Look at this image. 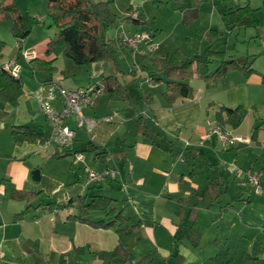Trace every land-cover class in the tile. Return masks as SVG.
<instances>
[{
  "label": "crops",
  "instance_id": "crops-1",
  "mask_svg": "<svg viewBox=\"0 0 264 264\" xmlns=\"http://www.w3.org/2000/svg\"><path fill=\"white\" fill-rule=\"evenodd\" d=\"M223 1L127 0L116 5L117 0H112L110 9L117 15L114 23L117 28L106 40L111 41L116 56L114 61H97L90 68L85 67V84L66 79L64 64L63 69L55 65L59 57L53 65L62 75L30 68L36 82L26 83L16 53L14 57L21 65L22 94L16 105L3 103L0 113L7 116L25 108L22 112L30 119L10 125L13 139L10 149L0 145V264H140L144 257L146 262L141 264H163L164 259L165 264H175L172 257L175 253L185 263L209 264V258L224 249L235 261L247 252L264 264V191L256 192L245 174L237 172L252 170L264 187V41L260 49L247 50L252 53L238 57L240 61H251L253 71L233 69L215 82L202 78L200 74H210L221 61L208 55L211 44L208 30L213 28L220 33L221 43L213 45L212 50H222L227 45L226 32L231 36L234 30L245 27H232L223 21V12L234 7L225 6ZM247 2L235 6L248 5L252 9L253 25L248 28L261 18L250 0ZM120 27L129 32L156 29L152 37L154 48L150 50L146 43L137 49L123 46L118 40ZM51 37L36 42L31 49L23 47L31 52L29 58L22 60L26 68L33 58H54L45 55ZM3 48L0 65L5 60ZM177 48L196 58L194 74L189 79L194 95L168 104L163 91L169 76L162 72L160 81L156 82L148 75L159 74L151 59ZM130 57L137 63L133 65ZM121 58L126 61L125 67L119 61ZM105 76H113L117 80L114 85L119 83L124 87L126 97L115 98L112 93L103 92L84 106L85 117L93 122L89 129L86 124L77 126L70 117L69 126L75 130L72 151L54 145L40 146L49 136L50 126L44 115L42 121L33 115L41 110L35 99L26 97V92L37 90L44 82H57L71 89L86 87L99 83ZM221 105L247 109L239 126H224L233 134L249 139L248 142L230 146L212 133V128L218 125L216 113ZM107 117L111 120L106 121ZM138 117H141L139 121ZM15 125L28 126L38 134L34 139L17 143L12 134ZM57 149L69 153L63 155ZM40 150L50 158L56 155L73 158L74 151L82 152L86 155L85 163L73 158L74 162L83 168L92 163L91 169H116L118 178L87 183L86 178L81 182L77 176L75 182L74 178L52 179L56 186L53 190L42 184L36 186L30 174L35 165L19 161L36 157ZM102 151L106 156L100 158L97 153ZM16 162L17 166L13 164ZM12 189L36 195L29 200L15 199L9 196ZM91 193L112 198L116 210L139 224L137 236L128 243L127 261L119 262L111 256L118 243L115 226L94 227L67 218L77 214L75 207L54 208L48 204L65 203ZM88 217L108 219L101 211H91Z\"/></svg>",
  "mask_w": 264,
  "mask_h": 264
},
{
  "label": "trees",
  "instance_id": "trees-1",
  "mask_svg": "<svg viewBox=\"0 0 264 264\" xmlns=\"http://www.w3.org/2000/svg\"><path fill=\"white\" fill-rule=\"evenodd\" d=\"M152 1L162 3V0ZM47 2L58 31L47 42L45 55H54V58L50 60L33 58L29 62L31 69L53 73L56 70L53 61L61 54L69 57L75 64L85 65L87 68H90L97 61H114L116 51L113 49L111 41L102 37V29L117 21V15L110 9L112 0H47ZM251 13L252 9L248 5L234 6L223 12L222 19L232 27L251 26L253 25ZM0 20L11 21L10 31L18 43H21L31 32L32 25L13 0H0ZM134 20L138 21L137 19ZM148 31L152 39L157 30L149 29ZM207 37L211 43L207 48L208 55L219 57L221 61L210 74H200L202 78L215 82L233 69H240L247 73L253 71V68L250 67L251 61L226 58L224 51L212 50L213 45L221 43L220 33L216 29H209ZM4 45L5 41L0 38V50ZM151 61L159 72L156 75L149 74L151 80L160 81L162 72H165L170 78L165 81L166 88L163 91L164 99L168 104H172L177 98L193 97L194 89L189 83V79L194 74L193 64L196 58L181 48H177L174 52L153 58ZM116 81L113 76H105L99 83L104 92H110L112 97L123 99L126 97V90L119 83L114 85ZM22 86L20 75L14 77L10 73L0 70V110L3 103L17 104V100L22 94ZM246 114L247 109L241 106L228 108L221 105L216 113L217 124L235 128L240 125ZM140 119L141 117L137 118L138 121ZM12 134L14 140L20 143L24 140L34 139L38 133L28 126L15 125ZM68 153L65 152L63 155ZM60 156L56 155V157ZM97 156L105 157L106 153L98 152ZM35 195L33 192L19 189H12L9 193L12 198L25 200H29ZM113 201L112 198L104 194L91 193L71 198L65 203L49 202L48 204L54 208L73 206L77 209V214L68 215L67 218L87 222L94 227L109 228L115 226L118 243L111 251V256L119 262H125L129 259L128 243L137 236L139 224L124 216L121 210H116ZM91 211H101L108 219L92 220L88 217ZM21 214L22 212L16 216ZM172 257L175 264H190L185 263L178 253L173 254ZM145 262L146 257L141 263ZM165 262L166 259H164L163 264ZM208 262L209 264H259L258 259L247 252L242 254L239 261H235L227 249L217 252L209 258Z\"/></svg>",
  "mask_w": 264,
  "mask_h": 264
},
{
  "label": "rangeland",
  "instance_id": "rangeland-1",
  "mask_svg": "<svg viewBox=\"0 0 264 264\" xmlns=\"http://www.w3.org/2000/svg\"><path fill=\"white\" fill-rule=\"evenodd\" d=\"M16 2V4L19 6L20 10L25 14L27 20L30 22L32 25L31 32L30 34L21 41V43H18V41L12 36L10 27H11V21L10 20H0V37L1 39H5V45H4V50L5 52L3 53V57L5 60L2 61V64L7 62L9 59L14 58L16 53H19L20 56V64L22 65V70L21 74L23 77V80L32 82H36L34 76L31 74L32 70L30 69V64H27L28 68H26V64L22 62L23 57H24V51H26L25 48H33V45L36 42H43L47 37L50 35V37L54 36L55 33L58 31L57 25L55 24L53 18L51 17V9L48 6L47 0H13ZM97 1V0H93ZM127 0H117L116 5H122L125 3ZM247 1L249 0H224L223 3H225V6H235V5H243L248 3ZM250 4L252 7L256 8L255 12L257 11L258 13L256 14L259 18H261L260 22L259 20L255 21L256 25L253 27H242V28H237L239 30H234L231 36L226 32L225 34V44L223 48H221L223 51H226V57L227 58H235L239 59L238 57L244 56L247 57L252 52L248 51H253L254 49H260L261 47V42L264 41V30H261L264 28V0H250ZM116 5L114 6L115 9H117ZM118 10V9H117ZM119 11V10H118ZM140 12L142 13V10L140 9ZM256 17V16H255ZM254 17V18H255ZM10 24V26H8ZM116 24H112L111 26L107 27L106 29H103L102 34L104 39H108L112 37L113 34H115L116 30ZM259 33L261 34V38H259ZM230 37V40H229ZM112 39V38H111ZM256 40V41H255ZM8 45V46H7ZM21 47V48H20ZM248 50V51H247ZM1 51V50H0ZM14 51V53L10 56L9 54ZM127 54H131L128 51H125ZM9 57V58H7ZM57 57L58 60L56 62V66L58 65L63 69V64L65 68L67 69V73L65 74L67 76L66 79L75 80L76 83L85 84L87 81L83 77V73L85 70V65H79L75 64L69 57L58 55ZM7 58V59H6ZM132 64L134 65L137 63L134 61V58H129ZM121 62V65L125 67V62L123 58L119 60ZM29 63V62H27ZM25 66V67H24ZM70 66V68H69ZM72 66V67H71ZM204 62L201 65L203 68ZM73 68V69H71ZM81 70V71H79ZM203 71V70H200ZM200 71H198L200 73ZM58 72L59 75L61 74V71H54L53 73ZM52 74V73H51ZM30 91H36V89L30 90ZM32 101V106H33ZM31 108V107H30ZM25 108L21 109H16L13 113H8L7 116L3 113H0V145L5 148V149H10L11 148V134H10V125L15 122H21V123H26L27 121L29 122L28 119H30L28 115H24L22 110ZM34 110V108H32ZM138 113V112H137ZM136 113V114H137ZM39 118V120L42 121L43 119V113L35 111L33 114ZM3 116H6L3 118ZM4 125H2V123ZM5 126V128L3 127ZM137 127V125H135ZM47 130V127L45 128ZM217 137V136H216ZM52 147H49L51 149ZM60 149V148H59ZM57 149L58 153H65L66 149L61 151ZM8 151V150H6ZM44 150H40L36 155V157H31L30 159H24L19 162H22L25 164V162H28L31 165H35L33 169L30 170V174L34 170H39L40 173V180L38 181H32L33 184H37L36 186L45 185L46 189H55L56 186L54 183H52V179H61V180H71L73 179V182L76 181L75 177H79L78 180L84 181L86 178V169L90 168V166H93L92 163H88L87 167L84 169L83 165L77 162L73 161V158L71 156H60V157H53L50 158L49 156H46ZM86 156V155H85ZM15 166L18 165V163H13ZM80 164V165H79ZM10 164L9 166H11ZM243 169V168H242ZM118 172V171H117ZM84 177V178H83ZM118 178V177H117ZM261 185V184H260ZM262 191H264V187L261 186ZM117 193V192H116ZM57 197L59 195L56 194Z\"/></svg>",
  "mask_w": 264,
  "mask_h": 264
},
{
  "label": "built area",
  "instance_id": "built-area-1",
  "mask_svg": "<svg viewBox=\"0 0 264 264\" xmlns=\"http://www.w3.org/2000/svg\"><path fill=\"white\" fill-rule=\"evenodd\" d=\"M118 40L123 46L129 49H137L138 46L143 43L148 44L150 50L154 48L149 31L129 32L120 27L118 30ZM30 55V51H24V57L29 58ZM0 70L8 72L14 77H19L21 65L18 63L16 57H14L1 64ZM103 92V87L100 83H93L86 87L71 89L57 82H44L36 91L26 92L27 98L37 101L41 112L50 126L49 136L40 142V146L47 147L54 145L61 149L72 151L75 130L69 126V118L73 117L77 126L86 124V128L89 129L93 125V122L85 117L83 107L88 106ZM105 120L110 121L111 118L107 117ZM212 133L215 134L223 144L230 146L235 145L237 142L249 141L247 138L233 134L229 129L221 125L214 126L212 128ZM73 158L76 161L85 163V156L82 152H73ZM86 167L87 166H85L84 169ZM237 172L244 173L248 183L253 185L256 192H261V185L255 172L252 170L243 171L241 169H238ZM117 176L118 172L113 168L106 167L103 170L86 169L87 183L114 180Z\"/></svg>",
  "mask_w": 264,
  "mask_h": 264
},
{
  "label": "water",
  "instance_id": "water-1",
  "mask_svg": "<svg viewBox=\"0 0 264 264\" xmlns=\"http://www.w3.org/2000/svg\"><path fill=\"white\" fill-rule=\"evenodd\" d=\"M32 178L34 179V180H39V178H40V173H39V170H34L33 172H32Z\"/></svg>",
  "mask_w": 264,
  "mask_h": 264
}]
</instances>
